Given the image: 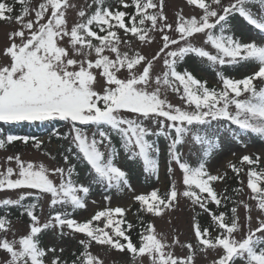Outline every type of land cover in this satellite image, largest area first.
Segmentation results:
<instances>
[{
  "label": "snow or ice",
  "instance_id": "6c2138e0",
  "mask_svg": "<svg viewBox=\"0 0 264 264\" xmlns=\"http://www.w3.org/2000/svg\"><path fill=\"white\" fill-rule=\"evenodd\" d=\"M93 3L94 10H79V22L69 26L67 15L76 7L70 0H43L35 7L32 0H0V21L19 26L9 33V43L2 53L9 63L0 65V122H66L70 131L58 138L70 140L66 152L84 161L92 177L88 185L74 180L77 173L69 163V155L63 156L67 168L51 170L43 164L25 163L19 156H9L7 160H15L16 168L9 166L0 171V191L15 192L18 198L0 200V207L19 209L30 220V232L10 240L11 220L7 215L0 217V251L7 254L0 264H46L44 258L56 249L41 246V233L55 231L63 237L69 234L65 229L86 237L80 241L82 252L73 264H103L89 250L93 242L122 253L127 251L133 257L147 255L151 264H193L197 248L192 243L185 245L189 249L186 258L175 257L166 251L172 245L158 238L154 225L140 215L159 217L173 208L181 196L210 217L207 226L202 227L198 221L194 224V236L199 251L218 252L213 264H236L237 260L264 264V169L257 170L261 157L241 158L242 164L251 166L247 188L262 216L252 228V206L243 205L248 213L247 234L240 240L234 238V233L243 227L239 222V202H233L230 217L209 207L214 204L219 209L231 197L218 196L212 184L223 177L211 174L206 166L213 153L221 149L224 133L245 147L241 137L246 133L264 138V87L258 88L255 83H264V44L242 42L231 30L232 21L238 20L264 35V0H230L228 4L222 0H186L187 6L201 14L186 18L181 9L175 25L164 14V0H116L115 6H106L105 0ZM129 7L134 8L133 13L121 10ZM119 30L129 38L122 39ZM155 33L161 34L162 47L154 55L148 57L131 50V38L150 45ZM197 34H203L204 44L214 51L197 46L192 39ZM63 41L67 46L61 44ZM122 44L129 50L122 51ZM106 52L114 54V58ZM189 56L207 61L216 69L222 88H210L206 81L183 68ZM157 62L162 65L160 74L155 72ZM245 63L256 67L244 78L228 77L221 70ZM121 72L126 75L121 77ZM101 79L104 83L97 90ZM169 91L179 94L184 105L170 103ZM113 136L119 138L129 159L140 160L145 174L157 180L158 139L167 140V171L171 176V165H178L186 186L178 191L173 182L163 195L158 188L134 195L136 217L142 226L139 244L129 234L135 225L127 221L126 208L109 207L85 222L73 218V212L87 208L91 184L106 191L135 192L128 173L116 163L119 149ZM29 140H34L37 147L42 143L36 137L4 134L0 129V149L15 141L27 144ZM184 144L201 150L198 166L182 159L180 146ZM231 167L237 175L242 171L235 165ZM50 175H58L59 184ZM44 195L50 196L53 211L41 223L37 210L42 214L40 201ZM100 221L103 227L94 224ZM173 243L179 244V240ZM51 264L67 262L53 256Z\"/></svg>",
  "mask_w": 264,
  "mask_h": 264
},
{
  "label": "rangeland",
  "instance_id": "374dc122",
  "mask_svg": "<svg viewBox=\"0 0 264 264\" xmlns=\"http://www.w3.org/2000/svg\"><path fill=\"white\" fill-rule=\"evenodd\" d=\"M41 2H43V0H32V6H38V4ZM222 2L224 4H228L230 0H222ZM70 3H73L76 7L69 10V13L67 15L69 26H72L74 25V23L79 22V10L83 9L86 12L90 13L96 7V5L93 3V0H70ZM181 9L183 10L182 14L186 18H190L192 16L199 17V15L201 14L200 10H194L192 6H187L186 0H164L163 11L167 16L169 23L175 25L177 14L181 12ZM253 10L258 11V9L256 8H254ZM18 27L19 26L14 23L0 21V65H6L9 63L8 58L5 57L2 53L9 43V33L14 29H17ZM231 30L236 35L240 34L243 42L255 41L258 44H264V35H261L260 33L257 34L254 29H252L248 25H245L244 23H241L240 21H238V23L236 24H233ZM118 34L122 37V39L129 38L125 37V34L122 30H119ZM160 35V33H155V38L150 45L141 44L135 38H131V50L139 51L141 54L151 57L160 49V47H162ZM192 39L197 46H204L208 50L214 51L210 48V46L204 44L205 36L203 34H197ZM17 43H19V40H17ZM61 44L67 46L66 41L61 42ZM121 50L128 51L129 49L126 45L122 44ZM105 54L110 55L114 58V54H111L109 52H106ZM91 58L94 60L95 55H93ZM182 67H185L186 69H189L194 73L196 72L198 75H201L205 79H208L212 83V85H218L221 87V82L217 77V70L211 67L207 61L199 60L195 56H189L184 61ZM221 70L226 76L231 75L235 78L238 77L239 74H244L248 71L246 67L241 69L239 66H225ZM253 70L254 68L252 69V71ZM155 72L157 74H160L162 72V65L159 62H157L155 65ZM119 75L123 77L126 75V73L121 72ZM103 83L104 81L101 79L96 85V89L100 90ZM167 99L175 106L184 105V101L180 99V96L177 93L169 91L167 94ZM241 139L243 140L244 144L247 145L246 147L241 143H238L229 134H222L221 149L219 151H215L213 157L210 159L209 164L207 165V169L211 174L221 175L224 179V176L228 173L227 171L232 163L238 162L244 155H259L261 157L262 163L264 164V142L248 135H243ZM39 140L42 141V145H40L39 147L34 146L33 144L21 146L18 143L13 142L11 144H6L3 149H0V171H5L9 166L13 167L14 169L16 168L15 160L11 162L7 160L9 156H19V158L25 163L32 162L35 165L43 164L49 170L55 169L57 167L67 168L68 165L64 163L63 157H61L62 151L58 147L57 142L47 137L40 138ZM68 142H70V140H68ZM180 150L182 152V159H184L188 163L196 160V158L201 154V150L191 144L181 145ZM168 160V156L166 157V159L164 157L162 158L159 170V180H157L151 186H143L138 182L137 179H132L130 182L133 189H135V192L127 190H125L124 192H117L113 190V192L107 193L108 195L113 196L111 197V200L109 202L107 201V199H105V195L102 196L100 194H96L87 201V208L82 210V213L75 218L78 220V222H85L91 219V217L98 211L105 210L109 207L113 209L114 207H123L128 209L130 219L135 220L131 216L132 206L134 205V195L146 194L149 193L150 190L155 188H158L160 192L167 191L168 189H170V185L173 182L175 183L177 190L182 191L186 188V186L183 185L182 171L179 169L178 165L173 163L171 165V167L173 168V172L170 176L167 171ZM120 161L121 158L116 159V163L122 168V166L120 165ZM78 175H80L81 178H84V170L80 169L77 172L76 177H78ZM50 178L55 183L59 184L60 177L58 175H50ZM246 178L247 176L244 172L242 175V187L240 190L241 194L237 201L239 202V222L243 227L241 231L234 233V238L237 240L243 239L247 234L246 217L248 213L243 206L244 204H249L252 206V228H255L257 226L258 218H261L262 216L257 208V201L252 199L253 194L251 193V190L247 188V182H245ZM223 179L217 181L218 192L222 191L223 189ZM87 180L91 183L92 177L89 175L87 177ZM92 186L99 189L100 191L104 188L96 184H92ZM6 198L15 199L18 197L15 192L0 191V200ZM93 201H95V203H93ZM40 202L43 211L42 214L39 211V215L41 217V223H44L49 219L50 213L51 211H53L50 208V196L44 195ZM56 207L57 209H61L60 206ZM200 212L201 210L198 207H194L187 198L181 196L178 198V202L175 203V206L169 210H166L163 215L157 217L151 214H147V217L149 219V222L154 225L158 238L163 239L166 243L172 245V247L166 249V251H171L175 257L184 259L189 254V249L185 247V245L188 243H192L197 248L193 264H213L214 260L218 258V252L214 250L199 251V245L194 236V224L197 215ZM99 226H104L103 221L99 223ZM11 228L12 232L8 234V238L10 240L13 238L18 240L19 238L29 234L30 220L17 219V221L11 222ZM65 231L69 232V234L64 235L63 237L57 235L55 231H47L46 233H41L44 235V247H54L56 249L55 253H49L50 259H48V264H51V259L53 258V256H59L62 261H66L67 263H69L71 262V260H73L74 257H76L77 251H80V248L82 247L80 241L86 239V237L83 234L79 233L72 234L70 233V230L67 229H65ZM176 239L179 240V244L173 243ZM61 248L63 249L62 252L60 251ZM89 250L94 256L102 260L103 264H151V258L147 255L133 257V255L128 253L127 251L122 253L118 250L111 249L109 246L98 245L95 242L92 243ZM5 259H7V254L3 251H0V261H3ZM237 264H243V262L237 260Z\"/></svg>",
  "mask_w": 264,
  "mask_h": 264
},
{
  "label": "trees",
  "instance_id": "16d2710c",
  "mask_svg": "<svg viewBox=\"0 0 264 264\" xmlns=\"http://www.w3.org/2000/svg\"><path fill=\"white\" fill-rule=\"evenodd\" d=\"M113 2H116V0H106L105 5L106 6L112 5L113 6L114 5ZM8 3H12V0H9ZM129 3H131V0H129ZM17 8H19V6H17ZM121 10H125L128 13H133L134 12V8L133 7H129L127 9H121ZM236 22H238V20L232 21V25L236 24ZM126 23H127V18H126ZM101 34H103V33H101ZM235 36L240 38L236 34H235ZM240 40H241V38H240ZM245 64H247V63H245ZM241 65L243 66L244 64H241ZM183 68H185V67H183ZM190 72H192V74L197 79H200L202 81H206L207 85L210 88H217V90L222 88V87H219V86L212 85L207 79H205L204 77H202L200 75H197L193 71H190ZM247 75L248 74H245L244 76L239 77V79L240 78H244ZM228 77H230V76L228 75ZM255 83H256V86L258 88L264 87V83H261V81H259V80L255 81ZM65 128H66L65 122L58 121V120L57 121H51V122L39 123L38 125H36V124L34 125L33 123H30V122H21V123L13 124V125L0 123V129H2L4 131V134L11 133V134H15V135H18V136H29V137H34L33 134H35L37 131H40V130H41L40 133L52 135L53 133H57L60 130L63 132V130ZM244 135L251 136L253 138H256V139L264 142V138H261V137L255 135V134L246 133ZM149 139H152V138L149 137ZM153 139H157V138L155 137ZM113 142L116 145V147L119 149V155L117 157L118 158L122 157V166L123 165L125 166L124 170L128 173V178H130V177H132L130 179H135L136 178V179L139 180V182H141L144 185L151 184L155 180V178L152 177V176H150L152 180H150V178H148L149 175L145 174L142 162L140 160H138V159L137 160L129 159V157L124 153V151H123V149L121 147V142H120L118 137L113 136ZM163 143H166L165 139L162 138V137L159 138L158 139V147H159L158 163L160 162V158H161L160 146H164L165 145ZM64 153H65V155H69V157L71 158V159H69V161H70V163L72 165H74L75 167H80V166L83 167L84 172H85L84 177H88L89 176V174H88V166L86 165V163L84 161L75 158L73 154L67 153L66 150L64 151ZM252 157H255V156H252ZM200 160H201V155H200L199 159L196 161V163L192 164V166H198V163L200 162ZM209 160H210V158L208 159V161ZM208 161H207V163H208ZM232 165H235L237 168H241L242 171L239 173V175H237L235 172H233L232 167H230V169L228 170L229 172L224 176V179H223L224 180L223 189H222L221 192L218 193V196L231 197V199L224 200L222 205H221V207L219 209H217L216 205L209 204V207L213 211H224V212H226L228 214L229 217L231 216L230 208L232 206H234L233 202H237L238 198H239V196L241 194L240 190H241V187H242V175L245 172V174L247 176V172H248L249 168L251 167V166H248L247 164H242L241 163V159H240L239 162L234 163ZM260 169H264V164L263 163H261L259 166H257V170L259 171ZM76 181L80 183L79 179H77ZM245 182H248V177L246 178ZM86 185H88V184H86ZM212 186H213L214 189H216L217 183L213 182ZM261 186L264 187V181L261 182ZM94 192L95 191L91 190L89 195L94 194ZM161 194L163 195L164 193H161ZM29 201H31V200H29ZM137 208H138V205L136 203V205L134 206V209L132 211V215L134 216L135 221H131V219H129L128 214L126 215L127 221H130V222H132L135 225L134 229L129 234H130L133 242L136 243V244L139 243V232L141 231V227H142L141 224L139 223V220L136 217ZM79 212L80 211H75L73 213V216H78ZM5 215H7L8 219H10V220H17V218H25V217H27L26 215H21L19 209L0 207V217H4ZM140 215H141V218L144 221L149 222V219H148V217L146 216L145 213H141ZM200 215H202V217L198 218L196 220V222L198 221L202 227L207 226L210 223L209 215L204 213L203 211H201ZM94 224L99 226V222H94ZM213 235H216L215 231H213ZM41 244H42V240H41ZM79 253L81 254V251Z\"/></svg>",
  "mask_w": 264,
  "mask_h": 264
}]
</instances>
